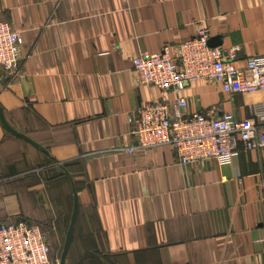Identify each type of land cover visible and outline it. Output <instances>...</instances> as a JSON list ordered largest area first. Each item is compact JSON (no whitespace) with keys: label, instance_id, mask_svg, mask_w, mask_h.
<instances>
[{"label":"crops","instance_id":"obj_1","mask_svg":"<svg viewBox=\"0 0 264 264\" xmlns=\"http://www.w3.org/2000/svg\"><path fill=\"white\" fill-rule=\"evenodd\" d=\"M0 22L23 41L20 74L0 69V107L47 152L0 122L1 221L41 225L59 264L75 184L66 264H264V147L227 166L182 165L169 146L127 151L148 103L252 117L264 91L196 81L163 93L137 83L133 60L205 27L212 47L240 48L244 68L264 55V0H0Z\"/></svg>","mask_w":264,"mask_h":264},{"label":"built area","instance_id":"obj_2","mask_svg":"<svg viewBox=\"0 0 264 264\" xmlns=\"http://www.w3.org/2000/svg\"><path fill=\"white\" fill-rule=\"evenodd\" d=\"M210 38L208 29L200 27L176 50L166 46L158 54L135 58L137 83L175 95L196 81L220 84L228 94L264 91V55L248 59L240 69L234 65L240 48L212 47ZM22 43L12 25L0 22V69L20 74ZM187 106V100L178 97L175 104L153 102L141 107L137 117L130 119L137 146L127 151L169 146L182 165L213 161L227 166L239 154L264 147V102L251 106L252 117L242 120L230 112L221 117L201 112L187 115ZM51 253L39 225L0 220V264H54Z\"/></svg>","mask_w":264,"mask_h":264},{"label":"water","instance_id":"obj_3","mask_svg":"<svg viewBox=\"0 0 264 264\" xmlns=\"http://www.w3.org/2000/svg\"><path fill=\"white\" fill-rule=\"evenodd\" d=\"M212 44H213V41L211 40L210 41V45L212 46ZM0 122L2 123L4 129L8 133L13 135L14 137H19V138L25 140L26 142H28L29 144H31L32 146H35V147L39 148L44 153H47L46 150L42 146H40L37 142H35L34 140L32 141L29 137H26L24 134L14 130L8 124V122H6L4 114H3V109L1 107H0ZM73 193H74V200H75L74 209H73V213L71 215L72 219H71L70 226L68 228V232H67L68 234H67L66 241H65V244H64V247H63L64 250H63V253L61 255V259H60L59 264H66V259H67L68 253H69V246H70L71 240L73 238L74 226H75V223H76V220H77V217H78L77 216V214H78V200H77V190H76L75 184H73Z\"/></svg>","mask_w":264,"mask_h":264},{"label":"trees","instance_id":"obj_4","mask_svg":"<svg viewBox=\"0 0 264 264\" xmlns=\"http://www.w3.org/2000/svg\"><path fill=\"white\" fill-rule=\"evenodd\" d=\"M58 176H60V175H54V177H58ZM20 220H22V219H20ZM26 221V220H25ZM28 222V221H27ZM28 223H30V222H28ZM30 224H32V223H30ZM32 225H36V224H32ZM37 225H39V224H37ZM40 227H41V230H42V232L46 235V237H47V240H48V233H46V231L44 230V228H42V226L41 225H39ZM47 244H48V241H47ZM49 246V245H48ZM50 248V247H49ZM51 251H52V249H51ZM51 259H52V261H54V264H55V260L53 259V251H52V253H51Z\"/></svg>","mask_w":264,"mask_h":264},{"label":"rangeland","instance_id":"obj_5","mask_svg":"<svg viewBox=\"0 0 264 264\" xmlns=\"http://www.w3.org/2000/svg\"><path fill=\"white\" fill-rule=\"evenodd\" d=\"M53 251V250H52ZM54 252V251H53Z\"/></svg>","mask_w":264,"mask_h":264}]
</instances>
